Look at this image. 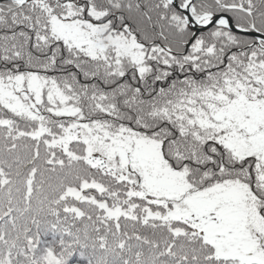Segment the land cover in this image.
<instances>
[{"label": "snow or ice", "instance_id": "1", "mask_svg": "<svg viewBox=\"0 0 264 264\" xmlns=\"http://www.w3.org/2000/svg\"><path fill=\"white\" fill-rule=\"evenodd\" d=\"M0 264H264V0H0Z\"/></svg>", "mask_w": 264, "mask_h": 264}]
</instances>
